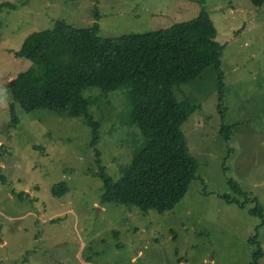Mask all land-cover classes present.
Returning <instances> with one entry per match:
<instances>
[{"label": "rangeland", "instance_id": "1", "mask_svg": "<svg viewBox=\"0 0 264 264\" xmlns=\"http://www.w3.org/2000/svg\"><path fill=\"white\" fill-rule=\"evenodd\" d=\"M200 0H0V264H250L249 240L263 221L251 216L255 203L227 204L229 181L264 206V4L250 0H205V10L224 46L225 112L219 113L212 68L177 92L201 106L183 124L198 179L176 207L165 213L136 206L102 204L103 182L92 129L82 118L48 110L23 112L7 85L30 62L16 58L24 39L58 21L102 37L146 33L189 21ZM98 13L100 19H96ZM95 100L100 151L117 182L143 142L129 123L124 89ZM13 106L16 122L11 121ZM233 126L226 141L220 126ZM69 192L56 197L54 187ZM264 249V226L260 229ZM264 264V259L261 261Z\"/></svg>", "mask_w": 264, "mask_h": 264}, {"label": "trees", "instance_id": "2", "mask_svg": "<svg viewBox=\"0 0 264 264\" xmlns=\"http://www.w3.org/2000/svg\"><path fill=\"white\" fill-rule=\"evenodd\" d=\"M250 2L258 8L264 4V0ZM199 4L200 13L189 21L120 37H102L97 21L88 28L58 21L52 29L28 35L14 53L16 58L30 62L7 85L12 100L23 112L48 110L82 118L91 127V145L103 182L102 204L136 206L143 212H169L198 179L199 163L190 151L183 124L201 106L190 97L180 99L177 92L212 68L216 76L217 108L221 115L225 112L221 69L224 46L216 41L205 0ZM5 7L10 5L0 4V11ZM95 17L100 19L98 13ZM93 89L104 95L124 89L130 105L129 123L138 126L143 137L117 182L106 172L97 148L101 123L91 113L95 100L84 95L86 90ZM10 112L11 121L16 122L13 106ZM232 129L233 126L221 124L219 132L226 141L232 139ZM0 179L3 181L1 176ZM228 184L244 201L240 203L228 195L222 197L223 201L243 209L255 203L249 214L263 221L249 240L256 247L250 264H261L264 206L234 181ZM68 192L67 182L53 189L56 197Z\"/></svg>", "mask_w": 264, "mask_h": 264}]
</instances>
